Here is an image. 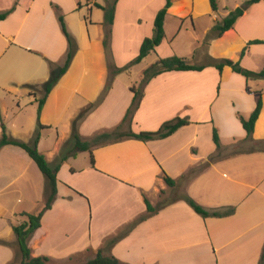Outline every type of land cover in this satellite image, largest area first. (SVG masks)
Wrapping results in <instances>:
<instances>
[{
	"label": "crops",
	"instance_id": "0c3cea01",
	"mask_svg": "<svg viewBox=\"0 0 264 264\" xmlns=\"http://www.w3.org/2000/svg\"><path fill=\"white\" fill-rule=\"evenodd\" d=\"M16 1L15 11L0 20V139L2 124H5L10 138L30 142L8 132V127L34 124L33 112L38 109L37 100L41 95L30 94L28 88L45 85L53 73H58L68 52L54 6L65 13L76 9H67L65 0H0V12L12 8ZM141 1H145L143 8L159 3L146 22L152 26L151 34L142 37L140 47L146 37L153 35L157 13L166 4V0ZM247 1L221 3L217 0L218 10L214 12L210 0H172L166 19L175 13L182 26L190 20L195 28V23L208 18L204 29L208 34L216 23L231 11L244 7ZM92 2L105 6L98 0ZM137 2L140 1L119 0L116 5L110 27L111 49L116 61L118 49L123 47L118 26L123 28L128 23L124 18L119 23V14L125 4L129 9ZM78 3L79 9L82 8L81 2ZM91 5L89 2L87 6L93 12ZM131 22L129 19L128 25ZM103 23L101 19H92L90 25L84 24L78 42L79 50L93 51L95 58L87 61L86 66L97 70V74L87 75L96 79V84L88 80L90 90H83L79 85H83L84 75L70 74L78 50L40 115V123L51 128V124L47 125L51 119L44 121L47 111L64 113L68 124L95 104L78 125L84 141L122 121L134 97L131 87L138 84L123 83L116 75L100 100L111 71L101 62L105 50L103 32L91 35L89 27L103 29ZM134 23L138 31L140 26ZM166 24L165 20V38L156 51L169 39L173 42L181 30L169 36ZM254 40L264 41L263 1L252 5L233 29L210 43L212 56L241 60L246 68L262 71L264 44L248 46ZM200 43L201 40L196 46ZM247 46V53L241 58ZM212 62L195 64L206 66L202 71H171L152 79L145 87L132 129L156 131L175 117L188 118L189 125L165 139L148 142L125 139L96 146L93 148L95 167L91 165L89 152L86 164H74L87 151H75L68 157L58 173L57 198L29 241L32 257L46 256L49 264L86 263L105 249L107 241L123 232L103 254L113 255L126 264H264V150H256L264 141V79L248 80L230 67L220 71ZM116 66L120 68L121 64L117 61ZM143 72L139 75L140 82ZM76 79L80 84L74 91L72 82ZM78 95H83V99L77 101ZM260 98L263 109L255 125L254 140L250 141L238 113L249 118ZM214 128L219 133L220 148L214 142ZM246 145L252 148L244 150ZM35 165L21 147L7 145L0 149V264L15 262L19 246L14 224L25 221L19 214L38 213L44 207L47 180L36 172ZM165 174L177 182L175 188L166 184ZM178 189L209 211L235 208V212L226 217L204 218L179 199L131 227L147 214L145 199L157 206ZM30 194L41 203L35 212L21 206Z\"/></svg>",
	"mask_w": 264,
	"mask_h": 264
},
{
	"label": "trees",
	"instance_id": "16d2710c",
	"mask_svg": "<svg viewBox=\"0 0 264 264\" xmlns=\"http://www.w3.org/2000/svg\"><path fill=\"white\" fill-rule=\"evenodd\" d=\"M119 0H111L108 5L102 6L100 4H96V7L102 9L105 12V22L104 24L108 27L106 31V37L104 38V47L110 48V41L109 35L111 34V26L114 23L115 19V11L116 5ZM264 0H248L244 7H238L234 11H231L229 15L222 20V22H218L214 25L211 32L214 33L215 38L222 37L227 31L234 28L237 21L244 15V13L254 4L261 2ZM212 9L214 12L218 10V2L217 0H210ZM18 1L15 2L12 8L0 12V20L7 19L16 9ZM172 6V0H166L165 6L157 13V16L154 21L153 27V35L151 37H146L140 47L139 54L131 61L130 65H135L141 63L146 57H148L153 51H156L157 47H159L164 38H165V20L168 14L169 9ZM58 19L61 25V29L63 34L66 37L68 43V52L67 57L64 64L59 68L58 73H53L50 80L46 83L44 95L38 99V116L40 118L41 112L43 107L46 103L48 96L50 95L51 91L55 87V85L59 82V80L65 75L68 71L75 55L79 50V45L75 37L70 33L65 23L64 15L61 13V9L59 6H54ZM252 44H264V41L254 40L249 42V45ZM248 46L244 48L241 53V58H243L248 50ZM53 65V63H52ZM212 66L216 67L218 70L222 71L224 67H230L233 72L243 75L248 80H257V79H264V70L262 71H254L247 69L242 66L241 60L233 61L227 58L214 60L211 63ZM206 66L204 65H195L192 64L189 60L179 56H171L167 58H159L154 64L150 65L147 69L144 70L141 76L140 86L138 88L131 87V91L134 93V97L130 107L128 108L124 118L122 121L115 127L107 130H103L93 136L91 140L84 141L81 135L78 133L77 128L73 133L69 142L73 143V147L68 150L67 147L63 148L61 151L58 161L55 165H51L46 156L39 151V142L41 139L40 132L37 131L34 138L30 142H23L13 138H10L7 134L5 124H2V137L0 139V149L7 145H14L21 147L24 149L31 159L36 163L40 171L44 174L47 179V186H48V194L46 197V201L44 207L38 213H28L22 212L19 214L20 217H24L25 221L14 224V231L17 235L18 239V246L22 254V261L20 264H49L50 259L46 256L40 257H32L31 250L29 247V241L32 235L35 233L37 229L41 226V220L44 214L50 210L55 202L57 195H58V173L63 165V163L68 159L70 155H72L75 151L81 152H89L90 153V161L91 165L95 167V158L93 155V148L96 146H104L109 144L118 143L125 139H134L139 140L142 142H148L152 140H159L165 139L179 129L184 126H187L191 123L188 118H181L175 117L170 119L162 124V126L156 131H141L135 132L132 129V124L134 121L135 114L139 110L143 97H144V90L147 84L157 77L158 75L171 72V71H202ZM114 68V67H113ZM111 70V78L109 83L106 87L105 92L103 93V97L111 88L112 82L115 79V76L121 72H123L126 68H114ZM102 97V98H103ZM263 109V100L262 98L259 99L257 107L250 115L249 118H245L243 115L238 113V118L241 121L244 129L247 132V140L253 141V135L255 131V125L258 121L260 114ZM90 110V109H89ZM89 110L84 111L75 121V126H77L78 122L89 112ZM46 126L39 123V130L45 129ZM214 142L218 148L221 147L220 137L218 130L214 128L213 133ZM256 150H264V141L260 142L256 148ZM164 180L169 188H175L177 186V182L172 179L171 177L164 175ZM182 199L187 202L193 210L201 215L204 218L208 217H226L234 214L235 208H228L225 211H209L199 203H197L193 198L188 195H182L181 197L173 200L172 202ZM147 204V214L141 216L137 219L131 227L136 226L138 223L145 221L151 215L157 213L160 209L165 207L171 202L168 203H159L157 206H153L148 199H145ZM124 233H120L115 238L110 239L105 243V249L107 246L113 245L118 239H120ZM100 250L94 259L87 261L86 263L82 264H126L120 261L113 255H104L103 251ZM262 259H264V251L262 255Z\"/></svg>",
	"mask_w": 264,
	"mask_h": 264
},
{
	"label": "rangeland",
	"instance_id": "374dc122",
	"mask_svg": "<svg viewBox=\"0 0 264 264\" xmlns=\"http://www.w3.org/2000/svg\"><path fill=\"white\" fill-rule=\"evenodd\" d=\"M93 0H65L63 1V4L65 7H68L67 9H76L74 12H70L72 10H69V12L66 10V13L61 10V13L64 15L65 23L67 25L68 30L70 33L75 37L77 42H79L80 35H82L84 31V24L88 26L90 21L92 19H101L102 21L105 22V12L101 9L99 10L98 7L92 2ZM99 2L108 5L111 0H98ZM137 2L135 6L128 9V4H125L121 12L119 14L120 19L119 23L123 21V18L126 19V22L128 23L124 25L123 28L118 26V32L120 31V34L122 35V49H118V63L121 64L120 68H126L123 72L117 74L120 76L121 81L123 83H129V84H135L138 82L137 85H135L136 88L140 86V78L139 75L142 73L145 69H147L150 65L154 64L159 58H167L171 56H179V57H187L191 63L194 64H203V63H208L210 61L214 60H219L215 59L213 55V50L211 48L210 43L215 40V36L213 32H210L208 34L204 33V29L206 25L209 23L208 18H203L201 21L195 23V28L193 27L192 23L190 20H187L183 26L178 19V14H171L167 17L166 19V28L167 31L170 35H174L178 29H181L180 32L178 33L177 38L171 42L170 39L164 43L157 51H153L146 59H144L141 63L135 64V65H130L131 61L137 56L139 52V43L141 42L142 37L148 36L151 34V24H146L148 21L149 17L151 18L153 14V10L155 7L158 5L159 2H154L152 6L149 8L145 7L143 8V4L145 1ZM221 3H226L227 0H220ZM231 2L232 0H228ZM81 2L82 8L79 9V3ZM91 3V8L93 9V12L90 11L88 8V3ZM93 14V17L91 16ZM58 16V15H57ZM129 19L132 21L129 24ZM139 19H142L141 22H139ZM137 23L140 27L138 28V31H135V27H133V23ZM87 22V23H86ZM89 22V23H88ZM222 22V20L220 21ZM134 23V24H135ZM104 24V23H103ZM90 25V24H89ZM182 26V27H181ZM91 35H96V32L100 33L103 32V37H106V31H107V26L104 24L103 29H97L96 27H89ZM124 31V32H122ZM150 32V34H149ZM65 36V35H64ZM201 40V43L196 46L197 42ZM109 41H110V48H105L104 47V59L102 58V64L104 66H107L109 71L112 70V68H116L117 66V61L115 60V56H113V50L111 49V34L109 35ZM170 41V42H169ZM79 53V54H78ZM76 56V64L73 68V71H71L70 74L76 75V74H81L84 75V81L83 85L80 84V80L76 79L72 83L74 91L79 85V87L83 90H90L89 81L92 83L96 84V79L88 77L87 75H94L97 74V70L94 69V66H86V62H92L95 58L93 51L86 53L84 49H80ZM223 59V58H221ZM243 67H245L242 64ZM93 68V69H92ZM113 68V69H114ZM119 68V67H117ZM246 68V67H245ZM248 69V68H247ZM86 75V76H85ZM111 77V76H110ZM94 79V81H93ZM89 80V81H88ZM257 80H262V79H257ZM45 85L41 86H30L28 88V91L30 94L37 95L40 94L41 97L44 95L45 92ZM71 89H69V98L71 97ZM82 96V97H81ZM103 96H101L100 100L102 99ZM83 99V95H78L76 97V100L79 101ZM60 100H63V96L61 95ZM97 104V103H96ZM95 106H91L89 108L90 110ZM87 108V110H89ZM85 110V111H87ZM84 112V111H83ZM82 112V113H83ZM88 113V112H87ZM27 115V114H26ZM33 119H34V124L31 126H26L24 128H20L18 126H15L14 128L12 125L8 127V132H13L16 133L17 135H21L25 141H31L36 132L39 131L41 135V145L39 146V151L44 154L48 160V162L53 163L55 165L58 160H55L58 155H60L61 151L63 148L67 147L68 150L73 147V143L69 142L73 133L75 132L76 128L78 130V125L80 121L86 116H84L75 126V121L78 119L79 116L75 119V121H65L66 115L62 112H57L54 109H51L50 111H47V114L44 118V121L49 122L47 125L49 126L51 124V128H45L42 130H39V123H40V118L38 116V109L36 108L35 112H33ZM28 124V122H26ZM26 124V125H27ZM93 138V137H92ZM91 138V139H92ZM31 139V140H30ZM60 141L57 148L58 150L56 151V145L57 141ZM251 145H246L244 147V150L251 149ZM80 157L78 158V161H76L74 164H86V159L89 157V153L86 152L82 155H79ZM58 159V158H57ZM36 164V163H35ZM35 170L43 176V178H46L44 174L41 173V171L38 169V166L35 165ZM33 173V172H32ZM34 176V173H33ZM47 180V179H45ZM46 192L48 194V186L46 189ZM46 194V197H47ZM183 195V191L177 190L176 192H173L166 197H164L161 200V203H168L171 202ZM37 198V197H36ZM41 204V203H40ZM40 204L38 200L35 199V196L30 194L27 195L26 199L24 202L21 204L23 206V209L33 211L35 212L36 209L40 207ZM24 218V217H23ZM25 219V218H24ZM22 261V254L17 247L16 251V258L14 264H20Z\"/></svg>",
	"mask_w": 264,
	"mask_h": 264
}]
</instances>
